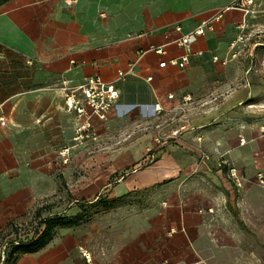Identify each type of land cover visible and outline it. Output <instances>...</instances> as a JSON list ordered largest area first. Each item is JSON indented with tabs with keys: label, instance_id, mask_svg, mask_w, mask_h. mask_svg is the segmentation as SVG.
I'll return each mask as SVG.
<instances>
[{
	"label": "crops",
	"instance_id": "crops-1",
	"mask_svg": "<svg viewBox=\"0 0 264 264\" xmlns=\"http://www.w3.org/2000/svg\"><path fill=\"white\" fill-rule=\"evenodd\" d=\"M234 2L0 0V232L50 193L56 148L73 142L85 122L67 109L63 80L93 74L116 80L121 97L114 108L129 96L147 98L162 105L154 112L168 123L156 159L110 187L123 200L108 212L105 228L94 224L90 237L81 228L60 229L15 264H103L85 247L94 246L102 229H108L107 264H264V240H257L259 231L264 239V190L256 178L264 172V134L257 127L264 129V121L240 112L246 104L264 105L254 98L257 69L240 63L263 43L264 0L247 14ZM204 21L211 28L200 34L191 64L160 67L183 53L177 40ZM241 33L248 45L233 57L231 42ZM119 70L131 72L117 80ZM221 95L220 108L232 112L176 113L182 105L219 104ZM107 122L91 118L93 128ZM177 125L186 126L182 134L168 137ZM232 167L245 177L243 189ZM142 190L144 197L133 193Z\"/></svg>",
	"mask_w": 264,
	"mask_h": 264
},
{
	"label": "rangeland",
	"instance_id": "rangeland-1",
	"mask_svg": "<svg viewBox=\"0 0 264 264\" xmlns=\"http://www.w3.org/2000/svg\"><path fill=\"white\" fill-rule=\"evenodd\" d=\"M262 33L264 34V29ZM260 40L263 43L255 47L253 55L242 57L244 59L240 62L241 66L249 65L257 69V73L253 75L256 83L254 98L257 100L264 98V35ZM231 77L236 82L239 80L235 79V76ZM62 86L63 82L60 87ZM222 97L223 95L217 100L219 104L204 105L198 102L190 110L182 105L176 109V113L180 115L189 113V116L197 117L206 111L214 113L221 109L220 112H232V106L220 108ZM127 98L125 103L112 110L107 124L91 127L83 138L57 146L56 167L50 172L53 180L50 184V193L29 213L13 220L0 232V263L9 255L15 242L28 240L35 232L42 231L45 225L41 223V219L47 215L61 213L69 220L67 225L59 226L57 232L63 228H81L85 230L83 234L90 237L96 232L94 224L106 227L104 225L108 222V212L115 209L123 200L121 197L112 196L110 187L126 174L145 168L156 159L155 147L159 144L158 140L163 139L160 132L168 124L167 116L155 113L149 99L135 96ZM240 112L264 121V105L248 107L246 104ZM215 122L211 121L209 124L213 125ZM257 127L264 134L262 125L258 123ZM66 146H70V152L62 154ZM236 187L243 189L244 183L243 186L236 184ZM146 192L142 190L133 193L144 197ZM39 207L41 213L37 214L36 210ZM235 221L241 227H246L241 224L243 221L240 222L239 219ZM259 232L258 243L260 239L264 240ZM98 233H100L98 239L92 237L94 246L85 247L94 261L99 260L107 264L108 229H102Z\"/></svg>",
	"mask_w": 264,
	"mask_h": 264
},
{
	"label": "built area",
	"instance_id": "built-area-1",
	"mask_svg": "<svg viewBox=\"0 0 264 264\" xmlns=\"http://www.w3.org/2000/svg\"><path fill=\"white\" fill-rule=\"evenodd\" d=\"M255 0H236L232 4V7L242 9L244 13L254 12ZM211 28V23L209 21H204L198 26L190 30L189 32L183 34L177 43L183 48V53L179 57H174L169 60H162L159 63L160 67H165L168 65L178 66L181 68H186L191 64V57L196 53L194 51V45L197 42L200 34L206 29ZM248 37L241 33L238 37L231 42V48L234 50L233 57H237L240 49H244L242 45L247 46ZM161 52V48L156 49ZM197 53H201L200 51ZM214 60H219V57L215 56ZM131 72V70H119L117 80H124L126 76ZM152 79V76L148 77V80ZM62 89L66 97L67 109L70 111H75L77 114L85 116V122L79 124L75 129V140L83 138L92 127L91 118L93 115H97L100 118L106 119L109 112L114 108L120 97L121 90L116 85L115 81H107L99 74H93L85 76L80 82L74 83L71 79L63 80ZM169 97H174V94H170ZM183 100L188 102L191 100V96L186 94L183 96ZM163 107L160 103L155 104L154 110L157 112L162 111ZM2 123L5 120L2 118ZM185 125H180L169 134L168 137L175 138L179 137ZM70 152V146H66L62 151V154ZM230 175L235 180L237 185L243 186V181L245 177L240 174V172L232 167L230 169ZM256 178L260 186L264 190V172L259 171L256 174ZM87 256V254H86ZM163 264H169L167 262Z\"/></svg>",
	"mask_w": 264,
	"mask_h": 264
},
{
	"label": "trees",
	"instance_id": "trees-1",
	"mask_svg": "<svg viewBox=\"0 0 264 264\" xmlns=\"http://www.w3.org/2000/svg\"><path fill=\"white\" fill-rule=\"evenodd\" d=\"M36 213H41L40 207L37 208ZM11 223L12 221L9 224ZM41 223L45 225L42 231L40 233L35 232L28 240L15 242L9 255L0 264H15L21 254L40 250L55 237L58 233L57 228L67 225L69 220L61 213H54L43 217Z\"/></svg>",
	"mask_w": 264,
	"mask_h": 264
}]
</instances>
